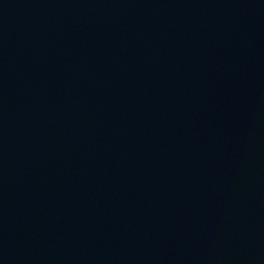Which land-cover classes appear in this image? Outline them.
Returning a JSON list of instances; mask_svg holds the SVG:
<instances>
[{"label":"water","instance_id":"1","mask_svg":"<svg viewBox=\"0 0 264 264\" xmlns=\"http://www.w3.org/2000/svg\"><path fill=\"white\" fill-rule=\"evenodd\" d=\"M0 264H264V0H0Z\"/></svg>","mask_w":264,"mask_h":264}]
</instances>
